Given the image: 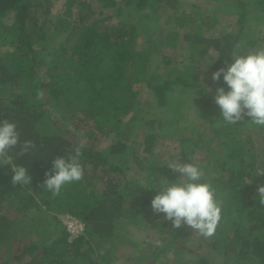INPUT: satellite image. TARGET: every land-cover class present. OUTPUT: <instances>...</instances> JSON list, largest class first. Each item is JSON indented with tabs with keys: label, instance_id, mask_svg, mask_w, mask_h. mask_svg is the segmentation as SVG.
<instances>
[{
	"label": "trees",
	"instance_id": "1",
	"mask_svg": "<svg viewBox=\"0 0 264 264\" xmlns=\"http://www.w3.org/2000/svg\"><path fill=\"white\" fill-rule=\"evenodd\" d=\"M219 1L232 4L234 10L228 13L229 26H224L228 32L221 34L209 17L199 20L187 14L183 0H0V120L16 123L21 144L34 143L28 154L19 155L20 145L8 154L14 163L28 168L29 186L39 192L38 198L22 195L24 187L11 183V167L0 165V264H102L110 247H99L104 252L99 259L93 243H110L115 249L127 244V229L122 226L126 215L128 229L137 226L139 218L146 237H151L141 239L137 253L131 257L128 252L121 264H155L140 252L159 241L172 256L164 264H182L187 256L186 264H264V205L256 192L264 184V127L251 126L247 118L237 125L215 124L220 116L212 95L216 90L209 93L210 86L203 82V77L232 62L230 53L238 46L241 51L264 46V0ZM129 8L137 14L132 16ZM154 19L159 21L155 25ZM164 20L176 21L175 27L163 29ZM183 43L192 55L191 63L180 68L168 49ZM159 54L161 61L153 67V57ZM216 83L219 86L222 80ZM141 84L147 93L139 98L134 87ZM188 94L203 102L207 130L201 131L198 124L190 130L193 133L182 136L173 160L196 161L216 191L221 219L215 234L207 238L186 225L174 229L163 214L153 212L150 202L160 191L158 185L143 187L133 181V186L126 182L122 187L118 178L111 177L114 173L126 177L131 170L115 161L119 155L126 162L129 147L138 143L133 133L138 123L152 128L141 133L143 155L137 154L134 162L139 166L157 145L159 130L175 123L164 122L160 108L174 99L184 103ZM122 122H126L123 131ZM243 124L256 131L240 133ZM80 130L89 141L76 142ZM180 132H185L183 127ZM112 134L116 136L109 149L115 161L101 150ZM254 134L261 137L255 147ZM203 145L204 155L196 159V149ZM76 147L83 152V179L64 185L53 196L43 186L45 172L56 156H67ZM159 169L144 173V181L167 182L179 175L169 167ZM95 181L104 184L99 195ZM130 196L144 201L139 215L126 206ZM15 201L23 207L15 206ZM27 205L37 209L31 216ZM44 208L86 222L85 235L68 242L58 218L36 219L37 212L49 213ZM39 226V233L32 236Z\"/></svg>",
	"mask_w": 264,
	"mask_h": 264
},
{
	"label": "clouds",
	"instance_id": "2",
	"mask_svg": "<svg viewBox=\"0 0 264 264\" xmlns=\"http://www.w3.org/2000/svg\"><path fill=\"white\" fill-rule=\"evenodd\" d=\"M232 62L212 73V80L221 82L216 88L214 102L220 110V119L215 123L237 125L247 118L251 126L264 127V46H257L247 51L236 50L230 53ZM215 59L211 62V64ZM207 91H211L210 88ZM20 145L19 155L30 153L35 145L31 140L20 141V132L13 121L0 120V165L7 164L12 169L11 183L24 187L31 183L28 168L13 162L8 150ZM82 148L76 147L67 156L59 155L52 160V167L45 172L43 186L56 196L68 183L83 179ZM168 167L178 173L172 181H142L143 187L158 185V191L151 199V208L164 219L171 222L174 229L188 226L201 236L212 237L221 219V206L216 191L205 179L204 168L195 162L170 160ZM258 201L264 205V184L256 189ZM73 215L61 213L60 215ZM74 216V215H73ZM76 217V216H75ZM78 218V217H76ZM79 219V218H78ZM60 220V218L58 219ZM81 220V219H79ZM82 221V220H81ZM63 229L68 235V242L84 236L83 233L72 237L62 220Z\"/></svg>",
	"mask_w": 264,
	"mask_h": 264
},
{
	"label": "rangeland",
	"instance_id": "3",
	"mask_svg": "<svg viewBox=\"0 0 264 264\" xmlns=\"http://www.w3.org/2000/svg\"><path fill=\"white\" fill-rule=\"evenodd\" d=\"M63 1H60V5H62ZM205 3V4H204ZM183 7L186 11L187 14L189 15H194V17L199 18V20H206L208 17L210 19H212V22L214 24H216V33H220L222 31H225L226 29L224 28V26L228 27L231 20V16L228 17V13L229 11L233 12V5L232 4H225L219 0H210V1H204V0H183ZM132 12V16L136 15L137 12L136 10H134L133 8H129V12ZM139 15V14H138ZM230 15V13H229ZM54 21L57 20V17H53ZM159 21L155 20L153 21L154 25L157 24ZM176 21H171L166 23L165 20L164 22H162L161 27H163V29L167 30V29H172L175 27ZM225 32H228V30H226ZM144 37V36H143ZM144 39V38H143ZM150 39V38H149ZM144 42L141 43V46H144L145 48V44H148L147 39L143 40ZM264 43V42H263ZM152 48V45H151ZM142 50L145 51V49L141 48ZM171 52H174L175 55L173 56L174 58V64H176L178 67L180 68H184L186 65H189L191 63L190 57L192 55V51L191 48L188 46V44L186 45V43L183 44H179V47H177L176 49H168ZM212 52V54H215L214 51H210ZM216 56V55H215ZM161 61V57L160 54L159 55H154L153 60H152V66L154 67V64H158V62ZM212 73L210 74L209 78L208 77H203V82L206 85L210 86L211 91H209V93L212 91H215L216 88L218 87V84L212 80L211 78ZM208 79V80H206ZM135 94H137V97L142 98L146 91L145 89V85L141 84V85H136L135 87ZM134 91V90H133ZM150 93V91H148ZM134 94V96H135ZM216 93H212L213 96H215ZM189 96L184 99V103L177 102L175 101V99L173 101H169L170 104L168 103L167 106L161 107L160 108V112L162 114V117L165 118L164 122H177V125L180 127H176L177 125L173 126H169L168 124H165V126L159 130V134H163L162 136L160 135V137L158 138L157 141V145L153 148V150L151 151V153L148 154V160L146 161H142V163H140L141 165H136L135 162V158L138 155L142 156V152H143V148H140L139 143L141 144L144 141V137H143V130L147 131L152 129L150 127V125L147 126L146 122H144V124L142 125L141 122L138 123V126L135 127L133 133H134V140H137L138 143L135 144V146H130L128 153L126 155V162L125 159H120V156H117V161L116 160V156H112L110 153V146L111 143L113 142V140H115V136L117 135V138L119 137V134L115 133L116 135L112 134L110 137L104 139L103 144L101 146V150L103 151V155L107 156V158L109 160H114L116 166L122 167L124 170H127L129 166H131V170L127 171V176L125 177H121L118 173H114L111 174V177L113 178H118L120 180L121 186L122 187H126V182L130 183L129 185H127V187H131L133 186L132 183L133 181H137L141 186V182L144 181V179L146 180V175L144 173H146L147 175H150L151 173L153 174L154 171L158 170L159 171L161 169H167L168 165L167 163L170 160H173L175 157L177 156V153L180 151L179 148V143L178 140H180V138H182V136L190 134V130L198 125L201 128V131H206V125L208 122H206L205 118L202 116L204 115V112H206L207 114V110L205 108H202L203 106V102L200 103L201 100L197 99L195 97V95L192 94H188ZM186 96V95H185ZM151 98V97H150ZM197 99V100H196ZM151 100V99H150ZM142 105V104H141ZM140 105V106H141ZM202 106V107H201ZM214 108V107H213ZM213 108H211L209 106V110L213 111ZM219 110V109H218ZM136 111V108H135ZM220 111V110H219ZM131 116V115H130ZM133 116V115H132ZM189 117L188 120H186V118ZM220 119V116H218V120ZM197 123V124H196ZM126 122H122V127H121V131H123V128L125 126ZM218 124V123H215ZM90 127H92L90 125ZM183 127V130L185 132L181 133L180 129ZM91 129V128H90ZM175 129V130H174ZM252 130V132H255L256 130H254L253 128H250L247 124H243V126L241 127V129H239V132L241 133V131H248ZM196 130V129H195ZM197 131V130H196ZM195 131V132H196ZM194 131H192L191 133H193ZM77 135L75 136V140L76 142H86L89 141L90 139L85 136V132L84 130H80V131H76ZM121 134V133H120ZM259 134V133H258ZM98 141L102 140V137L99 136ZM261 141V137L259 138L258 135L254 134V143L255 146H258L260 144ZM207 146L203 145L201 148L196 149L197 154L196 159H200L203 157L204 155V149H206ZM136 152V153H135ZM206 156V155H205ZM214 158V157H211ZM124 162L127 163L128 166L124 165ZM196 162V161H195ZM137 167L142 168V170H138ZM144 170V171H143ZM161 173H164L163 171H161ZM102 174V173H101ZM110 176V175H109ZM154 176V175H153ZM117 180V179H116ZM250 183L254 182V179H249L248 180ZM104 184L100 183L99 181H95L93 188L96 190V194L99 195L100 193H103L102 188H103ZM136 187V186H135ZM38 191H34L31 188V184L29 186V184L24 186V190L22 191V195L29 196V195H35L38 198ZM20 195V198H22ZM128 196V194H127ZM24 200H28V198H24ZM127 202H126V206L129 208L128 210L130 211H134V213L138 214L142 213L143 207H142V203L144 201H137L136 199H133L132 196L127 197ZM15 206L18 205V208H22V203L18 204L16 201L14 202ZM28 210L26 211L27 214H33L34 211H37V209L35 207H29V205H27ZM45 209V208H44ZM46 210V209H45ZM47 211V210H46ZM49 212V211H47ZM56 214V213H42V212H37V217L36 219L40 221H43V218H60V220H65V215H60ZM128 214V213H127ZM128 219L129 215H126V223H122V226H125L127 231H125L124 233L126 235H128L129 240L127 241V244H123L122 245H118L117 248L115 249V247H113L110 243H106L103 246L102 245H97L96 243L94 244V250L96 251V253H99V259H102L101 254H103L104 252H100L99 251V247L103 248V250H106L110 247L109 253L107 254V256L103 257V261L101 260V262H103L102 264H108V260L111 261L110 264H117L115 260H118L117 262H119V264H121L122 262H125L126 260H124V256L127 255V253L129 252L132 256H134L137 252V248L139 249L140 247V243H141V239L145 238L146 234L145 231L143 232V222L139 221L138 218V223L137 226L135 227H130L128 229ZM141 224V225H140ZM39 229L40 226L37 228V230H34L31 234L33 236L37 235L36 233H39ZM30 234V235H31ZM29 235V237H30ZM148 239H150L151 236H147ZM146 237V238H147ZM154 238H155V233H154ZM169 239H167L166 242H168ZM34 241H39L38 239H34ZM52 241V240H51ZM40 242V241H39ZM163 241H159L158 243L154 242L150 245H148L149 247L144 251V249H142V252H140V254L142 256L145 257L146 260H148V258L150 257L151 260H154L155 264H164L165 262H168L170 258H172L171 256V252L168 251V249H165V251H163V248H160L159 246L162 244ZM139 245V246H138ZM154 246V247H153ZM156 250H153V248ZM148 249L151 250V254L154 253L153 255H149L150 252H148ZM3 253V252H2ZM161 253V256H159V254ZM124 260V261H123ZM157 260V261H156ZM188 260H190V256L185 257V260L183 261L182 264H186L188 262ZM140 264H145L146 262H142L140 261ZM131 263L128 261V264ZM11 264H16L15 262H12Z\"/></svg>",
	"mask_w": 264,
	"mask_h": 264
},
{
	"label": "built area",
	"instance_id": "4",
	"mask_svg": "<svg viewBox=\"0 0 264 264\" xmlns=\"http://www.w3.org/2000/svg\"><path fill=\"white\" fill-rule=\"evenodd\" d=\"M65 220L62 222L67 227L68 231L71 233L72 237L77 236L80 233H83L86 227V224L81 220L76 218L73 215H65Z\"/></svg>",
	"mask_w": 264,
	"mask_h": 264
}]
</instances>
